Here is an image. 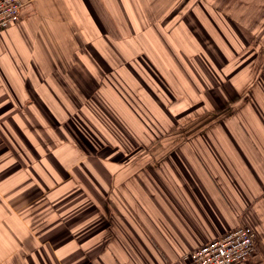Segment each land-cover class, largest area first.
Here are the masks:
<instances>
[{"label":"crops","instance_id":"crops-1","mask_svg":"<svg viewBox=\"0 0 264 264\" xmlns=\"http://www.w3.org/2000/svg\"><path fill=\"white\" fill-rule=\"evenodd\" d=\"M23 1L20 21L0 31V264H186L193 249L243 224L257 234L256 254L236 264H264L262 140L201 128L182 131L180 144L140 145L138 132L150 129L139 126L138 73L149 67L135 63L146 56L168 73L173 58L184 60L187 73L174 83L186 101L189 80L199 89L191 64L199 66L174 41L204 53L205 29L212 63L219 51L230 61L239 25H252L249 10L264 9V0ZM105 41L127 65L113 83ZM148 74L147 89L163 87ZM95 92L132 125L126 144L79 133L75 121L90 115Z\"/></svg>","mask_w":264,"mask_h":264},{"label":"rangeland","instance_id":"rangeland-1","mask_svg":"<svg viewBox=\"0 0 264 264\" xmlns=\"http://www.w3.org/2000/svg\"><path fill=\"white\" fill-rule=\"evenodd\" d=\"M249 12L251 14L249 21L252 25H239L240 38L238 39L239 47L237 48L239 51L233 54L230 61H228V58H226L219 51V59H217V62L215 61V63H212V60L208 57V55L210 54V50L212 48L215 49V44L205 29L200 28V36L203 37V39L198 40L203 43L199 44V46L201 49H204V53L201 52L202 50L198 51L189 41H174V43H176V50L181 53H186L188 50L189 54L194 55V59L198 64L199 69H201L199 70L194 63L191 64V68L195 73L193 76L198 79L199 89H192V87H190L191 81L189 80V88H187L188 94L186 95L191 97H189V99L187 98L186 101L185 99L178 97L177 94L181 91L174 83L178 82L176 80L183 75L182 73H187L184 69L187 63H185L184 60L173 58L176 65L172 67L167 65V67L169 66L168 73H160L157 68L154 67L152 62H149L146 56H139V58L135 59V63L138 66L142 63L145 67H149L148 72L145 69H142L143 74L138 73L140 76L138 108L140 120L139 126L145 129H149L153 126L162 129L166 125L169 126V130H171L169 133H164L163 135L161 134V136H157L155 138L151 137L148 142H143L139 138L140 145H154L155 143H160V145L163 146L166 145V143H169L164 140L171 138L173 144H180L183 139V136H180L182 131L185 129L192 130L201 128L226 130V133L229 134L233 141L241 139L240 141L245 144L258 143V140L261 139V145H264V137H258L259 139H257L254 135L255 131L254 133L252 132L253 130H264V79H261V76L264 75V25L259 26L260 22L264 19V9L252 8ZM145 42L149 43L147 41ZM105 44H112L117 52L116 55L112 49H108L110 53L112 51V56H109L108 60L116 69V72L108 73L109 80L111 82L112 80L120 81L121 70L122 68L125 70L127 65L123 63L121 55L113 42L107 41ZM97 45H102V43L97 42ZM151 47L154 48L156 46L152 45ZM92 48L94 49L95 54L96 46H92ZM162 49H166V47L161 46L159 48L160 52ZM207 49L209 52L207 51L206 53ZM196 51L198 54H196ZM95 58L96 60L99 59L96 56ZM102 64L104 63L102 62ZM251 64L253 66L252 72L254 73L251 75L246 74ZM98 65L100 64L98 63ZM149 72L152 76L156 75V79L158 78L157 75L161 77V80L157 79L158 81L160 80L159 82L163 85V87L159 90H149L146 88V85H148V78L150 77L148 74ZM99 75L104 76L105 74ZM167 75L170 76L167 77ZM251 76L252 81L250 83L248 78ZM168 81L173 82V85L170 86ZM92 83L94 84L90 86V88L93 87L91 91L95 88L94 85L96 81L92 79ZM206 84H209L211 88H206L207 90L205 88L202 89V86H206ZM123 89L129 91L130 86L126 85ZM208 91H210L209 95H207ZM92 97L100 96L95 92ZM119 97H123L122 94H120ZM183 97H185V95H183L182 98ZM208 97H210V99ZM91 101H93V99ZM101 106L103 109L105 108V110H107L104 105ZM165 107L172 110L175 115V119L174 117L171 119L168 116H165L167 111ZM89 112V116H80L82 119L77 117L76 119H81V121H75L79 133L84 136L83 139L85 140L90 139L89 134L86 131H93L96 130V128L102 129V126H104L102 118L97 119V117L92 116V112H94V110L91 105L86 106L85 113ZM131 112V110L126 111V113ZM108 116L113 118L112 120L110 118L108 120L105 119V126L108 130L109 127L107 123L112 126L113 124H118L121 129L122 123H128L126 120L121 118L119 110H110ZM87 118L89 120L91 118L95 121L98 120L100 123L95 125L89 122L87 130L84 127V124L88 122ZM136 119L138 120V117ZM163 123H165V125ZM139 126L138 128H140ZM120 128L119 131H121ZM240 129H245V131H247V136L244 137L243 133L235 132ZM122 130L126 133L124 129ZM150 155L153 157L154 155L156 156V153H151ZM145 160L146 161L144 162L147 164L148 161L146 157ZM89 172V177L93 176L94 179L97 178L92 169H90Z\"/></svg>","mask_w":264,"mask_h":264},{"label":"built area","instance_id":"built-area-1","mask_svg":"<svg viewBox=\"0 0 264 264\" xmlns=\"http://www.w3.org/2000/svg\"><path fill=\"white\" fill-rule=\"evenodd\" d=\"M23 0H0V31L21 18ZM257 235L249 225H239L224 235L192 250L185 256L188 264H236L256 254Z\"/></svg>","mask_w":264,"mask_h":264},{"label":"trees","instance_id":"trees-1","mask_svg":"<svg viewBox=\"0 0 264 264\" xmlns=\"http://www.w3.org/2000/svg\"><path fill=\"white\" fill-rule=\"evenodd\" d=\"M105 42H107V41H105ZM105 42H104V44H105ZM105 47H106L107 50L108 49L111 50L109 44H105ZM92 50L94 52V49H92ZM111 53H112V51H111ZM97 58H99L98 60H100L101 62L106 63L101 56H97ZM119 58H120V56H119ZM124 58L125 57H122L121 56V59L122 60ZM106 59H107V64L111 65L110 62H109V60H108L109 57L106 58ZM110 59H112V58H110ZM157 77L158 78H161L158 75H157ZM108 103L109 102H106L101 97H94L93 98V101L90 100V102H89L88 105H91L93 107V110H94V112H92V116L93 117H97V119L102 118V121L104 123V126H102V129L101 128H99V129L96 128V130L90 131V130L87 129V127L89 126V122H91V123H93L95 125L98 124V123H100V122L98 120L95 121L92 118L90 120L87 119L88 122L84 124V127L88 130L86 132L89 134V137H90L89 140H92L93 141V140L97 139V141H98V142H96L97 144H109V145L110 144H113V143H116L117 141H120V142L123 141V142H125L124 139L126 138L127 135L130 138L129 135H131V132L133 130L132 129V125L130 123H122V129H124L125 132H126V133H124L123 130L118 126L117 123H116L117 125H114L113 124V126L111 124L107 123L108 124V127H109V130H108V128L105 126V119L108 120L110 118L108 116V113H109L110 110L114 109L112 107V105L110 103L109 104ZM101 105H104V107H106L107 110H105V108L103 109ZM165 108L167 110L165 116H168L171 119H173V117H174V119H175V115L172 112V110H170L168 107H165ZM105 114H106V118H105ZM110 119L112 120L113 118H110ZM76 121H79V120H76ZM163 124L165 125V123H163ZM148 125H149V122H148ZM119 128L121 129V131H119ZM169 128L170 127L169 126H166V125L162 129H159V128H156V127L153 126V127L149 128L150 129L149 130L150 131V136H146V134H144L142 132H138V135H139V138L141 139V141L148 142L151 137L155 138L157 136H161V134L163 135L164 133H167V131L169 130ZM129 131H130V133H129ZM105 133H107L108 136L105 135ZM125 144H126V142H125Z\"/></svg>","mask_w":264,"mask_h":264}]
</instances>
